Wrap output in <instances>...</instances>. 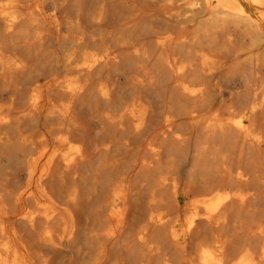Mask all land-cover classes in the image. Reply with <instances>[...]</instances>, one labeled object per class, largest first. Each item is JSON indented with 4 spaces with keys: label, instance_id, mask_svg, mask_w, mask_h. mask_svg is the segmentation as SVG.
<instances>
[{
    "label": "bare ground",
    "instance_id": "obj_1",
    "mask_svg": "<svg viewBox=\"0 0 264 264\" xmlns=\"http://www.w3.org/2000/svg\"><path fill=\"white\" fill-rule=\"evenodd\" d=\"M0 264H264V0H0Z\"/></svg>",
    "mask_w": 264,
    "mask_h": 264
}]
</instances>
